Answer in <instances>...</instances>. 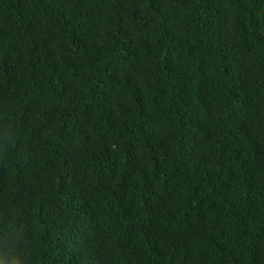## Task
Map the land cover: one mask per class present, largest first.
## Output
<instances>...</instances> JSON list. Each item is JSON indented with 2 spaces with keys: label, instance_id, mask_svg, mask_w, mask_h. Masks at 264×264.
<instances>
[{
  "label": "trees",
  "instance_id": "trees-1",
  "mask_svg": "<svg viewBox=\"0 0 264 264\" xmlns=\"http://www.w3.org/2000/svg\"><path fill=\"white\" fill-rule=\"evenodd\" d=\"M0 264H264V0H0Z\"/></svg>",
  "mask_w": 264,
  "mask_h": 264
}]
</instances>
